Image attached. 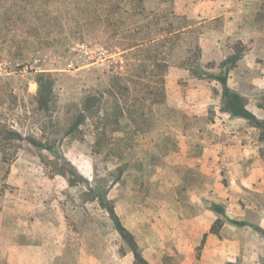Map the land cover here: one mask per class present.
Here are the masks:
<instances>
[{"label":"rangeland","instance_id":"374dc122","mask_svg":"<svg viewBox=\"0 0 264 264\" xmlns=\"http://www.w3.org/2000/svg\"><path fill=\"white\" fill-rule=\"evenodd\" d=\"M174 4L197 24L212 74L244 47L226 84L264 121V0ZM85 46L23 67L34 45H0V264H241L245 242L264 243V132L222 111L218 80L180 68L166 75L167 105L186 121L153 106L158 97H111L101 47ZM102 93L97 115L114 119L101 136L85 101ZM118 100L142 102L139 114L117 124ZM9 131L21 140L4 139Z\"/></svg>","mask_w":264,"mask_h":264},{"label":"trees","instance_id":"16d2710c","mask_svg":"<svg viewBox=\"0 0 264 264\" xmlns=\"http://www.w3.org/2000/svg\"><path fill=\"white\" fill-rule=\"evenodd\" d=\"M15 41L26 48L35 46L31 54H20L22 62L15 64L23 67L37 61L45 50L73 56L78 53L75 49L79 45L92 50L100 46L99 57L109 64L116 88V91L105 93L111 97H130L131 92H134L133 97H158L152 101L153 106L164 107L169 113L182 116L184 121L188 119L185 114L167 105L165 81L168 71L175 67L188 71L199 80H218L223 86L222 111L246 119L254 128L264 132V121L250 114L246 110L248 101L226 84L227 75L244 58V47L235 48L229 54L220 67V76L212 74L208 70L210 66L203 65L197 24L176 13L174 0H0V45L12 46ZM40 76L50 80L46 74ZM43 91L51 93V85L48 88L43 86ZM98 97H104V93L87 98L85 111L88 117L97 116L95 124L102 136L106 123H113L114 117L97 115L101 104ZM139 105L137 102L124 106L118 100L116 123L121 125L124 120L132 118V114H139ZM136 128L138 134L141 128ZM181 128L185 130L184 123ZM1 133L0 139H3ZM20 138L15 131H9L4 139L17 141ZM262 138L264 140V134ZM101 142L102 138L97 141L99 147ZM176 150L173 146L166 155ZM128 166L126 163L125 167ZM117 171L123 173L124 168L121 166ZM109 215L117 231L130 236L115 207L109 208ZM211 232L220 233L214 228Z\"/></svg>","mask_w":264,"mask_h":264},{"label":"crops","instance_id":"0c3cea01","mask_svg":"<svg viewBox=\"0 0 264 264\" xmlns=\"http://www.w3.org/2000/svg\"><path fill=\"white\" fill-rule=\"evenodd\" d=\"M215 236H210L209 240H211V242L215 243ZM218 238V237H217ZM2 237L0 236V242H1ZM218 241H216L217 243H222V241L218 238ZM258 241V240H257ZM211 242L209 241V245L211 244ZM230 242V241H228ZM230 245H232V243H229ZM236 246V245H233ZM241 248V247H240ZM238 251L242 252L241 253V264H259L262 260V256H264V243L262 241L259 242H245L242 245L241 249H238ZM221 254V253H220ZM216 255L218 256V252L216 253ZM234 255V254H232ZM232 258V257H231ZM232 260V259H229ZM229 262V261H228Z\"/></svg>","mask_w":264,"mask_h":264}]
</instances>
